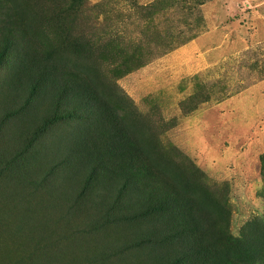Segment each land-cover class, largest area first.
I'll list each match as a JSON object with an SVG mask.
<instances>
[{
  "label": "rangeland",
  "instance_id": "1",
  "mask_svg": "<svg viewBox=\"0 0 264 264\" xmlns=\"http://www.w3.org/2000/svg\"><path fill=\"white\" fill-rule=\"evenodd\" d=\"M33 65L49 71L34 85ZM79 83L88 101L57 96ZM12 97L0 264H164L185 225L261 254L264 0H0V99Z\"/></svg>",
  "mask_w": 264,
  "mask_h": 264
},
{
  "label": "trees",
  "instance_id": "2",
  "mask_svg": "<svg viewBox=\"0 0 264 264\" xmlns=\"http://www.w3.org/2000/svg\"><path fill=\"white\" fill-rule=\"evenodd\" d=\"M35 60L36 59H34L33 63H35ZM38 61H39V59H38ZM26 73H28L33 78L32 79V80H34V82H32L33 85L38 80H39V82L46 80V77L49 75V71H48L46 65H42L40 67V69L38 70V72H36V69L34 68V65H33L32 67H30L26 71ZM37 73L39 74V79L37 77H35L37 75ZM66 86L64 87V90L62 89L61 91L59 90V87H57V90H58L56 93L57 96H61L63 93H66L67 90L71 89V92L73 93L74 97H76L77 99L85 97V98H87V101H88V95L85 93V89H84V86L82 84H80V83L77 85L74 84L71 87L69 86L70 88H68V85H66ZM12 87H13V89H12L13 91L17 90V86L15 84H13ZM33 88H34V86H33ZM18 93H21V92L18 91ZM33 93H34V91L32 90L30 92L29 96H32ZM17 95H19V94H17ZM12 99H13V97L9 101H7L5 98L0 99V105H1L0 106V112L2 111L4 106H7L10 102L11 103L16 102L15 99H13V100ZM7 109H8L7 114H3V115L1 114L0 120H5L6 118L9 117V115L13 116V114L17 113V109L15 111H14V109L13 110L10 108H7ZM95 109L100 110V105H97L95 107ZM40 110L41 109H39L38 111H40ZM45 112H46L45 110H43L41 112L43 117L46 116ZM51 114H53L52 109H51ZM98 118H99V114H96L95 119L97 121H98ZM96 127L101 129V126L99 123L96 124ZM113 127H115V126H113ZM99 132L100 133L103 132L105 134H108L110 139H111L113 134L121 133V131H119L118 129H116V131H113V132H111V131H109V129H107L108 133L103 131V130L99 131ZM124 138H125V136H124ZM120 144L124 145V150H123L124 155L131 154V153L136 151V149L133 147L126 148L128 143H126L125 140H124V142H120ZM116 147L117 146H115L114 151L119 153L121 148L118 147V148H120V150H118V149H116ZM139 150H141V148H139ZM118 153H116V155H118ZM131 156H136V154L133 153V154H131ZM83 162L86 164V161H83ZM132 167H133V165H132ZM127 172L128 171L124 172L125 178H127V175H128ZM151 177H153V176H151ZM139 181L140 180L138 178H136V182H137L136 184L137 185L135 184L136 185L135 189H136V191L143 193V188H142L143 185H141V187H139V184H140ZM177 200L178 199L173 198L172 202L175 204ZM137 204H142V202L140 203V200H137ZM172 214H173V216L179 215V216H181V218H185L186 220L188 218H191V220H195V216H193L192 213H189L190 215L189 214L186 215V212H181L180 210H177V211H175V213L173 212ZM37 221L41 225L38 226L37 224H34L32 226L39 228L41 232H44L45 230L49 229L50 226L52 225V224H50V222L48 220L43 219L41 217H38ZM176 226L179 227L178 225H176ZM187 226L188 225L183 226L184 229L188 232L187 235L185 236L183 231L181 229H179V231L177 233H178V235L180 234L179 237L181 238V241L180 242L178 241V247L177 248H172V249L180 250V252L177 254L171 255L172 259L170 258L169 255L165 256L162 259L164 264H264V246L262 247V244L260 245V249L262 247L263 250H260L261 254L259 255V257L257 256L256 258H253L252 261H250L248 256H252V255H251L249 248H257L255 244H254L255 246H253V247L247 248L245 246L244 248H240L241 250L239 252L238 250H235L232 248L233 245L230 247V245L228 246L223 241H222L223 243L218 244V241L216 240L217 239L216 235L213 237V234H211V233L207 234L206 229H204L202 227H197V229H200V228L201 229H200L199 235L196 236L194 233H191V231L188 229ZM223 238H224V240L228 241L226 236ZM242 252H244V253H242ZM245 253H247L248 256L245 257ZM237 254L239 255L237 258L233 257V255L235 256Z\"/></svg>",
  "mask_w": 264,
  "mask_h": 264
}]
</instances>
